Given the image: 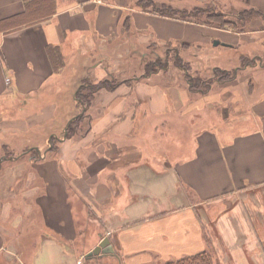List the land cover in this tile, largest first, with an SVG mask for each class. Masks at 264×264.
Returning <instances> with one entry per match:
<instances>
[{
  "label": "crops",
  "instance_id": "crops-1",
  "mask_svg": "<svg viewBox=\"0 0 264 264\" xmlns=\"http://www.w3.org/2000/svg\"><path fill=\"white\" fill-rule=\"evenodd\" d=\"M36 1L0 0V26ZM231 1L264 13V0ZM42 4L46 14L0 29V154L45 157L28 165L42 221L31 253L24 258L17 242L35 213L27 207L0 210V255L17 264H164L207 251L216 264H264V19L232 30L161 16L137 0ZM215 40L211 54L222 48L230 60L212 67L234 72L235 95L216 82L217 100L199 102L178 71L146 74L148 42L206 50ZM186 50L177 55L199 57ZM100 73L118 84L84 109L76 93ZM105 238L111 252L87 258Z\"/></svg>",
  "mask_w": 264,
  "mask_h": 264
},
{
  "label": "rangeland",
  "instance_id": "rangeland-1",
  "mask_svg": "<svg viewBox=\"0 0 264 264\" xmlns=\"http://www.w3.org/2000/svg\"><path fill=\"white\" fill-rule=\"evenodd\" d=\"M144 2H152V7L150 5L149 11L154 12L153 9L161 8L163 5H168L176 8L177 10H187L190 12L191 15L189 16H183L176 14L175 18H180L185 21H193L200 24H210L208 21L209 15H217V14H224L225 18L227 20H235L236 24L240 26V22H238L240 19V15L242 11H245L243 9H240V7H237L234 2L231 0H144ZM252 19H264L261 16H253ZM249 20H252V19ZM212 27H216L218 23L212 22ZM262 23H255L253 26L254 28L259 27L262 29ZM237 26V27H238ZM240 29V27H238ZM149 41V40H148ZM219 41V40H215ZM214 41V42H215ZM214 42L210 43L208 48L206 50H203V47H186L184 45H165V46H158L154 44H150L148 42L147 48H143L142 52L146 53L145 61L148 64H155L157 71L160 70H166L172 69L175 71H178L180 73L181 78H184L188 84L190 82L192 83L193 80L196 78H200L202 80L207 79V77H213L214 82L213 83H220L225 86H229L230 90L226 91V95L229 96L230 94L235 95L238 93V91H235L234 88L237 85V82H239L237 79L235 80V74L233 71L225 73L224 70L220 67L213 68V63H220L225 64L228 63L230 58L227 57L225 51L222 48L216 49V52L214 54H211L212 49L214 48ZM186 49H189L190 51V57H193L192 54L197 53L199 55V59H190L192 62L184 61L183 64L177 62V53H182ZM187 51V50H186ZM221 53V54H220ZM209 55L212 57L209 59ZM236 54H234L232 57H235ZM144 59V58H143ZM142 62L143 60L140 59ZM246 63V61L244 62ZM244 65V64H243ZM182 69V71H181ZM155 73V72H154ZM225 73V74H224ZM103 74V73H102ZM100 73L98 81L99 83L103 80L101 79ZM104 78V77H103ZM191 86H194L193 84H190ZM197 88L195 87L194 90ZM233 89V90H231ZM200 91L196 96L197 101L201 100H217L218 93L216 92V89L208 88L206 89L205 84L201 86ZM197 92V91H196ZM223 93V92H222ZM211 96V97H210ZM212 96H215L212 98ZM230 97V96H229ZM235 96H233L231 99H234ZM238 105L237 101L232 102L231 108H228L231 112L236 111V106ZM204 107L200 109H195V114L197 115L198 119H195L191 122V124H188L187 119L184 121V125L189 129H193L194 125H196L203 115ZM204 117V116H203ZM198 120V121H197ZM182 123V122H181ZM181 125V124H180ZM185 128V127H184ZM63 136V133L61 134ZM162 141L165 143L167 147H170L171 143L168 139H162ZM58 141L51 142L50 144L53 147V151L57 148ZM0 154V210H5L8 212L16 213L20 212L21 214L23 211L29 207L32 211H34V215L25 219L23 223V227L19 231V236L17 239V242L19 246L22 248V255H24V258H27L30 253V247L34 246V243L36 241V238L38 236L39 231L42 227V221L39 213V209L35 208L34 203H32V200L29 199L30 192L33 190V185H37L31 183L30 180L35 178V173L33 166H28L31 163H39L45 161L44 159L40 158L38 154L35 152H32L28 155H22L19 159H14L17 155L12 151H7ZM42 154V153H41ZM56 154V153H55ZM55 154L50 155L48 158L50 160L55 159ZM43 155V154H42ZM81 210V209H80ZM81 227H86L84 225V222L80 219L78 220ZM89 222V221H88ZM90 223V222H89ZM11 226V219L7 220L6 227ZM12 227V226H11ZM94 228L90 227L88 228V232L93 233ZM10 234H12V231H9ZM89 235V236H90ZM11 236V235H10ZM28 244V246H26ZM16 248V246H13ZM28 247V248H27ZM108 248H104L100 254V256L106 255L108 252ZM19 253V254H20ZM98 257V256H97ZM166 260L168 259L165 257ZM90 259L96 260L95 255H91ZM13 260V261H12ZM0 264H17L14 261V256H11L9 254H2L0 255Z\"/></svg>",
  "mask_w": 264,
  "mask_h": 264
},
{
  "label": "trees",
  "instance_id": "trees-1",
  "mask_svg": "<svg viewBox=\"0 0 264 264\" xmlns=\"http://www.w3.org/2000/svg\"><path fill=\"white\" fill-rule=\"evenodd\" d=\"M50 0H37L35 2V4L33 6H31L30 10H28L25 14H23L20 17L17 18H13L10 20H7L6 22H1L4 23L5 26H10L13 25L15 23H18L22 20H26V19H30L33 18L35 16H42L44 14H46L48 11L45 10L44 6L42 3H48ZM137 3L139 6H141L144 10H148L149 11V7L150 5L152 7H154V5H152V2H144V0H137ZM153 11L161 16H165V17H170V18H175L176 14L178 15H183V16H189L191 15L190 12H188L187 10H177L176 8L172 7V6H168V5H163L161 8L158 9H153ZM261 16L264 18V13L261 11H256V10H245L241 12L240 15V19H238L241 24L240 26H238L235 22V20H227L224 16V14H215V15H209L208 17V21L210 22V24H208L209 26H213L212 22H216L218 23V25L216 27L220 28V29H232V30H240L241 28H243L245 26V24L247 23V21H249V19L253 16ZM240 27V29H238V27ZM7 27H2L0 26V29H8ZM177 62L183 64L184 63V59L178 55L177 56ZM155 64H148L146 63V74L149 75L151 73L156 72L155 70L156 67L154 66ZM225 73H227L228 71H224ZM224 73V74H225ZM214 79L213 77H207V79L202 80L201 77L200 78H196L195 80L192 81V83L190 82V84H193L194 86H190L192 90H194V88L196 87L197 89L195 91H202L200 90L201 86H203V84H205L206 89L210 88V86L213 84ZM118 83H114V81H108V80H104L98 84H91L89 82H85L81 88L78 90V92L76 93V98L77 100H79L84 109L89 108L92 105L93 99H94V93H96L98 90L100 89H107V90H114L116 88ZM81 118L76 119L69 127L68 129V135H72L75 132V127L78 125L79 121ZM51 142H54L55 140L52 139L50 140ZM53 149V147H52ZM51 149V150H52ZM164 264H216L214 261V257L212 255V253L210 252H202V253H198L195 255H190V256H184L182 258L176 259V260H172V261H168Z\"/></svg>",
  "mask_w": 264,
  "mask_h": 264
},
{
  "label": "water",
  "instance_id": "water-1",
  "mask_svg": "<svg viewBox=\"0 0 264 264\" xmlns=\"http://www.w3.org/2000/svg\"><path fill=\"white\" fill-rule=\"evenodd\" d=\"M219 44H220L219 41H215V42H214V45H215V46H217V45H219ZM223 45H225V44H223ZM76 119H77V117L74 118V119H72L70 122H68V124H67V126H66V128H65V137H64V139H65L66 136H67V132H68V129H69L71 123H73ZM51 148H52V145L50 146V149H51ZM39 154H40V152H39ZM109 244H110L109 239H108V238H105V239L100 243L99 246H97L92 252H90V253L87 255V258H90L91 255L99 256V255L101 254L102 250H103L104 248H106V247L109 249L108 252H107V254L110 253L112 248H111V246H109Z\"/></svg>",
  "mask_w": 264,
  "mask_h": 264
},
{
  "label": "bare ground",
  "instance_id": "bare-ground-1",
  "mask_svg": "<svg viewBox=\"0 0 264 264\" xmlns=\"http://www.w3.org/2000/svg\"><path fill=\"white\" fill-rule=\"evenodd\" d=\"M133 240H134L133 246H135L136 242H137V239L133 238ZM141 258H145V257H141Z\"/></svg>",
  "mask_w": 264,
  "mask_h": 264
},
{
  "label": "built area",
  "instance_id": "built-area-1",
  "mask_svg": "<svg viewBox=\"0 0 264 264\" xmlns=\"http://www.w3.org/2000/svg\"><path fill=\"white\" fill-rule=\"evenodd\" d=\"M9 81V80H8Z\"/></svg>",
  "mask_w": 264,
  "mask_h": 264
}]
</instances>
